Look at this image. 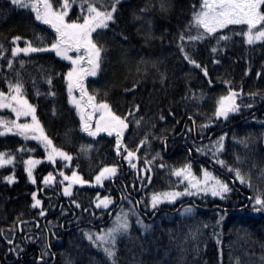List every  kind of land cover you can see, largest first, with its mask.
Instances as JSON below:
<instances>
[{
	"label": "trees",
	"instance_id": "trees-1",
	"mask_svg": "<svg viewBox=\"0 0 264 264\" xmlns=\"http://www.w3.org/2000/svg\"><path fill=\"white\" fill-rule=\"evenodd\" d=\"M204 1L0 0V264H264V0Z\"/></svg>",
	"mask_w": 264,
	"mask_h": 264
},
{
	"label": "rangeland",
	"instance_id": "rangeland-1",
	"mask_svg": "<svg viewBox=\"0 0 264 264\" xmlns=\"http://www.w3.org/2000/svg\"><path fill=\"white\" fill-rule=\"evenodd\" d=\"M260 2L261 0H205L198 18L201 20V24L210 30H217L230 24H245L248 28L247 36L254 41L262 33L261 16L258 10ZM224 101H226L225 98L221 100V104ZM84 102L88 105L89 99H85ZM90 121L91 115H86L84 124L88 129ZM107 132L115 133L116 129ZM1 161L2 156H0V163ZM134 217L132 208L122 207L113 222L99 235L103 246L110 247L115 239L113 234L118 231L122 232ZM134 221L132 220V223ZM87 238L90 239L91 234L87 235Z\"/></svg>",
	"mask_w": 264,
	"mask_h": 264
}]
</instances>
